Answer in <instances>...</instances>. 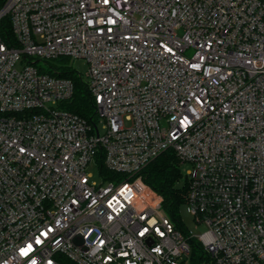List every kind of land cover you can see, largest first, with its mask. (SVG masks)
Segmentation results:
<instances>
[{
  "label": "built area",
  "instance_id": "1",
  "mask_svg": "<svg viewBox=\"0 0 264 264\" xmlns=\"http://www.w3.org/2000/svg\"><path fill=\"white\" fill-rule=\"evenodd\" d=\"M72 59L87 62L86 81ZM67 69L92 122L66 109ZM165 152L190 168L198 238L143 180ZM65 259L264 264V0H6L0 264Z\"/></svg>",
  "mask_w": 264,
  "mask_h": 264
},
{
  "label": "trees",
  "instance_id": "2",
  "mask_svg": "<svg viewBox=\"0 0 264 264\" xmlns=\"http://www.w3.org/2000/svg\"><path fill=\"white\" fill-rule=\"evenodd\" d=\"M6 0H0V9ZM8 27V23H5ZM5 41L10 42L12 34L10 29L1 32ZM65 76L73 79L75 92L73 98L66 104V109L72 113L92 122L96 119L92 97L80 78L76 77L72 70L67 69ZM182 164L171 152H165L151 162L143 172L144 182L163 197V213L175 224L177 229L185 233V227L180 214L182 206L186 205L188 195V181L182 178ZM197 248L192 251V259L195 260ZM65 264H75L65 259Z\"/></svg>",
  "mask_w": 264,
  "mask_h": 264
},
{
  "label": "rangeland",
  "instance_id": "3",
  "mask_svg": "<svg viewBox=\"0 0 264 264\" xmlns=\"http://www.w3.org/2000/svg\"><path fill=\"white\" fill-rule=\"evenodd\" d=\"M193 51H189L188 54L192 55ZM67 66H69L72 70H74L76 73L75 74H81L82 79L84 81L87 80V72H88V64L85 60L82 59H72L67 62ZM100 131L102 132L103 129L101 126H99ZM188 165H184L181 167L182 170V178H185V173L189 170ZM87 173L90 175V180L95 183H100V176L98 173V169L95 165H90L89 168L87 169ZM180 214L182 216V220L187 227V229L195 236L199 237L203 235L207 231V227L205 225H201L197 223L193 216H191L188 211L186 206H182L180 209Z\"/></svg>",
  "mask_w": 264,
  "mask_h": 264
}]
</instances>
